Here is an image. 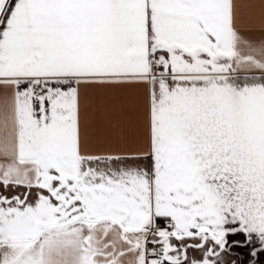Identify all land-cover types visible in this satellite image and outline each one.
I'll use <instances>...</instances> for the list:
<instances>
[{"label": "snow or ice", "instance_id": "obj_1", "mask_svg": "<svg viewBox=\"0 0 264 264\" xmlns=\"http://www.w3.org/2000/svg\"><path fill=\"white\" fill-rule=\"evenodd\" d=\"M0 264H264V0H0Z\"/></svg>", "mask_w": 264, "mask_h": 264}]
</instances>
